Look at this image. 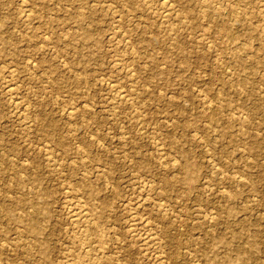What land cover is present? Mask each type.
Returning <instances> with one entry per match:
<instances>
[{"label":"rangeland","instance_id":"obj_1","mask_svg":"<svg viewBox=\"0 0 264 264\" xmlns=\"http://www.w3.org/2000/svg\"><path fill=\"white\" fill-rule=\"evenodd\" d=\"M148 1L0 0V264H264V0Z\"/></svg>","mask_w":264,"mask_h":264},{"label":"bare ground","instance_id":"obj_2","mask_svg":"<svg viewBox=\"0 0 264 264\" xmlns=\"http://www.w3.org/2000/svg\"><path fill=\"white\" fill-rule=\"evenodd\" d=\"M146 1V0H145ZM150 1V0H149ZM148 1V2H149ZM151 1H153V0H151ZM157 1H159L158 3L160 4V6L163 8V10H164V13H165V16H167V18H169L170 19V16L169 15H171L174 11V9H173V3H172V0H157ZM204 1V0H203ZM220 1H222V0H220ZM147 2V3H148ZM173 2H175V4H177V2L178 1H173ZM189 2H190V0H189ZM188 2V3H189ZM193 2V1H192ZM214 2L215 1H213V3H212V1H211V3L212 4H214ZM224 2V1H223ZM222 2V3H223ZM109 3V2H108ZM184 3V2H183ZM203 3H206L205 4V7L206 8H210L211 9V4L210 5H208V3H210V2H208V1H204ZM202 3V4H203ZM217 3H218V1H217ZM216 2H215V4H217ZM226 3V2H225ZM174 4V5H175ZM179 4V3H178ZM185 4H187L186 2L184 3V6H185ZM197 4V3H196ZM195 4V5H196ZM224 4V3H223ZM182 5V4H181ZM217 5H219L220 6V4H217ZM216 5V6H217ZM159 6V5H158ZM177 6V9H178V6H180V5H175V7ZM183 6V7H184ZM191 6V5H190ZM192 6H194V5H192ZM197 6V5H196ZM204 6V5H203ZM214 6V5H213ZM182 7V6H181ZM180 7V8H181ZM186 7H187V5H186ZM186 7L184 8V9H186ZM222 7V6H221ZM226 7V6H225ZM206 8H204V9H206ZM214 8V7H213ZM212 8V9H213ZM216 9H213L214 11L215 10H217V8H220V7H215ZM195 9H196V7H195ZM197 9H198V7H197ZM207 9V10H208ZM225 8H223L222 7V10H224ZM158 10V9H157ZM156 10V11H157ZM160 10H162V9H160ZM203 10V9H202ZM212 10V11H213ZM182 11H183V8H182ZM193 11H194V9H193ZM195 11H197V10H195ZM201 11V10H200ZM231 11V10H230ZM177 12V11H176ZM207 12H209V11H207ZM206 12V13H207ZM220 12V11H219ZM224 12H226V11H224ZM27 13V12H26ZM159 13H161V12H159ZM179 13V12H178ZM181 13V12H180ZM198 13H202V12H198ZM205 13V14H206ZM223 12H221V14H222ZM228 13V12H227ZM28 14V13H27ZM175 14V13H174ZM183 14V13H182ZM185 14H188V12L187 13H185ZM204 13H203V15H205ZM212 14H213V12H212ZM179 15V14H178ZM198 15V14H197ZM208 15H211V14H208ZM207 15V16H208ZM216 15V14H215ZM219 15V14H218ZM224 15V14H223ZM240 15V14H239ZM161 16V15H160ZM165 16H164V18H165ZM169 16V17H168ZM226 16V15H225ZM234 16V15H233ZM189 17H191V16H189ZM188 17V18H189ZM204 17V16H203ZM203 17H201V19L203 18ZM228 17V16H227ZM163 18V19H164ZM194 18H195V16H194ZM216 18H217V16H216ZM216 18H214V20L216 19ZM224 18V17H223ZM27 19V18H26ZM168 19V20H169ZM190 19H193V16H192V18H190ZM197 19V18H196ZM198 19H200V18H198ZM198 19L196 20V21H198ZM204 19H205V17H204ZM212 19V18H211ZM237 19V18H236ZM28 20V19H27ZM161 20H162V18H161ZM186 20V19H185ZM195 20V19H194ZM194 20H192V21H194ZM187 21V20H186ZM192 21H189V22H192ZM201 21H204V20H201ZM208 21V20H207ZM209 21H210V19H209ZM216 21V20H215ZM214 21V22H215ZM226 21H227V19H226ZM166 22V21H165ZM167 22H169V21H167ZM170 22H171V20H170ZM185 22V21H184ZM217 22V21H216ZM223 22V21H222ZM221 22V24L223 25V23ZM224 22H225V20H224ZM181 23H183V22H181ZM180 23V24H181ZM220 23V22H219ZM228 23V22H227ZM215 24V23H214ZM186 25V24H185ZM188 25H191V24H187V26ZM193 25L194 26H196L194 23H193ZM197 25H199V23L197 24ZM216 25V24H215ZM229 25V24H228ZM181 26V25H180ZM202 26H203V24H202ZM210 26V25H209ZM225 26V25H224ZM223 26V28H225ZM193 27V26H192ZM217 27H219V25H217ZM221 28H222V26H221ZM173 29V28H172ZM171 29V30H172ZM218 29V28H217ZM227 29H228V26H227ZM226 28H225V30H227ZM170 30V31H171ZM179 30H180V28H179ZM226 32V31H225ZM174 33H176V32H174ZM221 33V32H220ZM172 35V34H171ZM174 35V34H173ZM177 35V34H176ZM175 35V36H176ZM222 37H223V35H222ZM177 38V37H176ZM249 38V37H248ZM153 41V40H152ZM150 42H151V40H150ZM175 42V41H174ZM177 42V41H176ZM41 44V43H40ZM127 47V46H126ZM172 46H170V48H171ZM212 48V47H211ZM167 49V48H166ZM165 50V49H164ZM167 51V50H166ZM248 54V53H247ZM253 54V53H252ZM256 54V53H255ZM257 55V54H256ZM205 59V58H204ZM221 59V58H220ZM65 62V61H64ZM225 68V67H224ZM226 69H227V67H226ZM220 70V69H219ZM136 80V79H135ZM111 83V82H110ZM135 83V82H134ZM115 84V83H114ZM12 85V84H11ZM10 88H12V87H10ZM116 88H117V86H116ZM118 90H119V88H118ZM117 91V90H116ZM116 91H115V93H116ZM10 92V91H9ZM119 92H121L120 90H119ZM118 93V92H117ZM122 93V92H121ZM117 95V94H116ZM122 97V95L119 93L118 94V97ZM123 98V97H122ZM122 98H120V99H122ZM23 99V98H22ZM115 99H117L116 97H115ZM124 100V99H123ZM14 101V100H13ZM121 101V100H120ZM17 102V101H16ZM116 102V101H115ZM123 102V101H122ZM117 104V103H116ZM114 105V104H113ZM208 105H210V104H208ZM213 108V107H212ZM71 109V108H70ZM69 109V110H70ZM211 109V108H210ZM212 110V109H211ZM22 111V110H21ZM213 111V110H212ZM212 111H209V114H210V112L211 113H213ZM217 111V113L219 112L218 110H216ZM62 112V111H61ZM215 112V111H214ZM221 112V111H220ZM71 113H73L72 111H70V114ZM223 113V112H222ZM20 114V113H19ZM27 114V113H26ZM213 115H214V113H213ZM218 115V114H217ZM161 119V118H160ZM26 128V127H25ZM143 129V128H142ZM125 130V129H124ZM142 139V138H141ZM158 142V141H157ZM44 143V142H43ZM183 143V142H182ZM158 145H160V143L158 144ZM163 145V144H162ZM162 145H160V146H162ZM156 146V145H155ZM45 147V146H44ZM165 148V147H164ZM158 149V148H157ZM162 150H163V148H162ZM161 150V151H162ZM52 151V150H51ZM159 151V150H158ZM161 153V152H160ZM165 156V155H164ZM54 159V158H53ZM163 162V161H162ZM177 162V161H176ZM175 162V163H176ZM173 164V163H172ZM159 167V166H158ZM164 167H165V164H164ZM217 167V166H216ZM59 168V167H58ZM132 169V168H131ZM170 169V168H169ZM175 170H176V168H175ZM22 173V172H21ZM244 180V179H243ZM106 182V181H105ZM143 183V182H142ZM232 184V183H231ZM229 186V185H228ZM165 187H166V185H165ZM158 189V188H157ZM146 190V189H145ZM6 194H8V193H6ZM143 198V197H142ZM144 200V199H143ZM70 202V201H69ZM73 202V201H72ZM75 202V201H74ZM71 203V202H70ZM71 204H73V203H71ZM75 204V203H74ZM79 204H81V203H79ZM83 205V204H82ZM69 206H70V204H69ZM75 205H73V207H74ZM84 206V205H83ZM72 207V206H71ZM160 208V207H159ZM247 208V207H246ZM153 211V210H152ZM72 218H71V220L73 219V221L75 222V223H78V227H79V224H84V226H81L80 228H82V234H83V237H85V239L86 238H88L89 236L90 237H92V236H94V235H91V233H92V227H90V225H89V223H88V221H89V215H88V212H87V210L86 209H84V208H82V206H80V205H76L74 208H72ZM162 212V211H161ZM174 212V211H173ZM69 213V212H68ZM133 214H135L134 212H133ZM134 216V215H133ZM136 216H138V215H136ZM136 216H134V217H136ZM131 217H132V215H131ZM214 217V216H213ZM133 220V219H132ZM140 220H142V218L140 219ZM210 220V219H209ZM91 221V220H90ZM135 221V220H134ZM134 221H132L133 223H134ZM143 221V220H142ZM141 221V222H142ZM147 220H145V222H146ZM140 222V221H139ZM131 223V222H130ZM74 224V223H73ZM91 224V223H90ZM136 224V223H135ZM93 225V224H92ZM91 225V226H92ZM131 225V224H130ZM133 225V224H132ZM147 225V224H146ZM140 226V225H139ZM142 226V225H141ZM77 227V226H76ZM77 227V228H78ZM145 227V226H144ZM134 228V227H133ZM136 228V227H135ZM131 229V228H130ZM146 229V228H145ZM149 229V228H148ZM81 230V229H80ZM132 230V229H131ZM78 231H79V229H78ZM135 231H137V229L135 230ZM146 231H147V229H146ZM132 233H135V232H132ZM151 233H154V232H152L151 231ZM139 234H141V233H139ZM173 234V233H172ZM79 235H80V232H79ZM98 236V235H97ZM139 236V235H138ZM142 236H144V235H142ZM153 235H146V237L144 238V240L147 242V244H148V242L149 241H153L154 239H156V237L154 238V237H152ZM83 237H81L82 239H83ZM89 237V238H90ZM95 237V236H94ZM97 238V237H96ZM90 239H92V238H90ZM99 239H101V238H99ZM161 239H159V241H160ZM208 240V239H207ZM12 241V240H11ZM92 241V240H91ZM97 240H95V242H96ZM144 241V242H145ZM154 241H156V240H154ZM99 242H103V241H99ZM99 242H98V245H99ZM143 242V241H142ZM143 242V243H144ZM158 242V241H157ZM205 242V241H204ZM152 243H155V242H152ZM159 243V242H158ZM158 243H156V245L158 244ZM103 243H101V245H102ZM94 245H97V244H94L93 242H90V241H87L86 242V245H85V252H84V255H85V257H86V260H84L83 258H82V261H79V262H77L76 264H94V262L93 263H90L89 262V260L91 259V257L90 256H92L91 254V249H92V247L94 246ZM101 245L99 246V247H101ZM155 245V246H156ZM169 246V245H168ZM205 246V245H204ZM146 247V246H145ZM160 247V246H159ZM142 248V247H141ZM144 248V247H143ZM157 248V247H156ZM170 248V247H169ZM77 250V249H76ZM159 250V249H158ZM163 250V249H162ZM148 251H151V250H148ZM155 251H156V249H155ZM161 251V250H160ZM170 251V250H169ZM83 252V251H82ZM91 253V254H90ZM144 253V252H143ZM147 253V252H146ZM154 253V252H153ZM158 253V255H159V252H157ZM161 253H162V251H161ZM164 253V252H163ZM82 254V253H81ZM198 254V253H197ZM83 255V256H84ZM164 255V254H163ZM157 255H155V257H156ZM67 257V256H66ZM82 257V256H81ZM158 257V256H157ZM161 257V256H160ZM162 257H164V256H162ZM88 259V260H87ZM161 260H162V258H161ZM163 260H166V259H163ZM76 261V260H75ZM91 261V260H90ZM160 261V260H159ZM158 261V262H159ZM164 262V261H163ZM174 261L172 260V263H173ZM69 263H71V261L69 262ZM68 263V264H69ZM198 263V262H197ZM67 264V263H66ZM73 264H75V263H73Z\"/></svg>","mask_w":264,"mask_h":264}]
</instances>
